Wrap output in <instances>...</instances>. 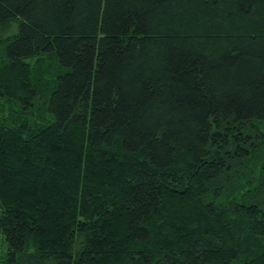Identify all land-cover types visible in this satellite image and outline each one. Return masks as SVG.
I'll return each instance as SVG.
<instances>
[{"label": "trees", "instance_id": "trees-1", "mask_svg": "<svg viewBox=\"0 0 264 264\" xmlns=\"http://www.w3.org/2000/svg\"><path fill=\"white\" fill-rule=\"evenodd\" d=\"M0 264H264V0H0Z\"/></svg>", "mask_w": 264, "mask_h": 264}, {"label": "rangeland", "instance_id": "rangeland-1", "mask_svg": "<svg viewBox=\"0 0 264 264\" xmlns=\"http://www.w3.org/2000/svg\"><path fill=\"white\" fill-rule=\"evenodd\" d=\"M0 245H2V244L0 243ZM5 253H6V247L2 248V246H0V256H2Z\"/></svg>", "mask_w": 264, "mask_h": 264}]
</instances>
